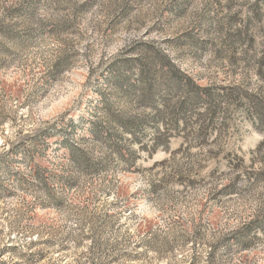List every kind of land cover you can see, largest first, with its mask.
<instances>
[{"label": "rangeland", "instance_id": "obj_1", "mask_svg": "<svg viewBox=\"0 0 264 264\" xmlns=\"http://www.w3.org/2000/svg\"><path fill=\"white\" fill-rule=\"evenodd\" d=\"M247 94L264 0H0V264H264Z\"/></svg>", "mask_w": 264, "mask_h": 264}, {"label": "trees", "instance_id": "obj_2", "mask_svg": "<svg viewBox=\"0 0 264 264\" xmlns=\"http://www.w3.org/2000/svg\"><path fill=\"white\" fill-rule=\"evenodd\" d=\"M223 90H224V88H223ZM202 91H204V93H205V96H202V97H207V99H209V100H212L213 99V94L212 93H210V91H209V89L208 88H205L204 90H202ZM193 92V91H192ZM192 92H189V95L190 96H194V95H196L197 94V92L195 91L194 92V95H192L193 93ZM203 94V93H202ZM200 95V94H199ZM247 96H249L250 98H248L249 99V102H251L252 103V110H250L251 111V113H253V116L256 118V119H258V120H260V121H263L264 120V111L260 108V107H258V106H256L257 104H259V99L258 98H255L254 96L252 97V95H248L247 94ZM195 97V96H194ZM202 97L201 96H197L194 100H200V99H202ZM225 97V96H224ZM224 97L222 98V100H224ZM190 100V99H189ZM189 100L187 99V100H180V101H178L177 103H176V105L174 106V113H175V119L176 118H178L179 117V115L182 113V109L183 108H193V105H191V103H193V101H191V103L189 102ZM221 102V101H220ZM168 103H166L165 105H167ZM218 105H220V103H218Z\"/></svg>", "mask_w": 264, "mask_h": 264}]
</instances>
